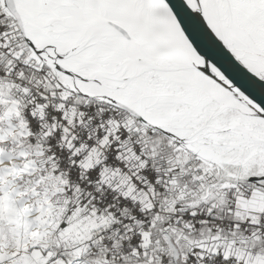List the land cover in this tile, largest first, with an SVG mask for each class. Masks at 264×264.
Returning <instances> with one entry per match:
<instances>
[{
    "label": "snow or ice",
    "instance_id": "1",
    "mask_svg": "<svg viewBox=\"0 0 264 264\" xmlns=\"http://www.w3.org/2000/svg\"><path fill=\"white\" fill-rule=\"evenodd\" d=\"M0 264H264V0H0Z\"/></svg>",
    "mask_w": 264,
    "mask_h": 264
}]
</instances>
